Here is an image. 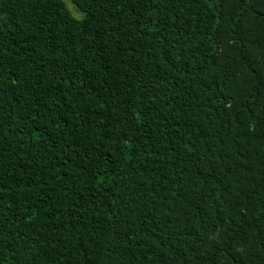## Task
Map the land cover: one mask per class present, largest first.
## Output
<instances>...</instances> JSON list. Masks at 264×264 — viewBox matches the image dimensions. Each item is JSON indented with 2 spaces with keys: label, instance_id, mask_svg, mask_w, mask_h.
<instances>
[{
  "label": "trees",
  "instance_id": "trees-1",
  "mask_svg": "<svg viewBox=\"0 0 264 264\" xmlns=\"http://www.w3.org/2000/svg\"><path fill=\"white\" fill-rule=\"evenodd\" d=\"M0 0V264H264V0Z\"/></svg>",
  "mask_w": 264,
  "mask_h": 264
},
{
  "label": "rangeland",
  "instance_id": "rangeland-1",
  "mask_svg": "<svg viewBox=\"0 0 264 264\" xmlns=\"http://www.w3.org/2000/svg\"><path fill=\"white\" fill-rule=\"evenodd\" d=\"M63 1L75 18H81V13L77 11L76 6L70 0H63Z\"/></svg>",
  "mask_w": 264,
  "mask_h": 264
}]
</instances>
